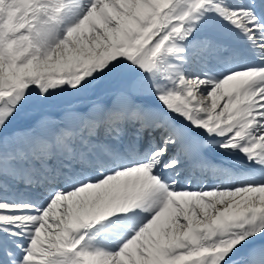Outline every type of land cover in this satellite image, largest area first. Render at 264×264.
Returning a JSON list of instances; mask_svg holds the SVG:
<instances>
[{"label":"snow or ice","instance_id":"obj_1","mask_svg":"<svg viewBox=\"0 0 264 264\" xmlns=\"http://www.w3.org/2000/svg\"><path fill=\"white\" fill-rule=\"evenodd\" d=\"M0 264H264V0H0Z\"/></svg>","mask_w":264,"mask_h":264},{"label":"bare ground","instance_id":"obj_2","mask_svg":"<svg viewBox=\"0 0 264 264\" xmlns=\"http://www.w3.org/2000/svg\"><path fill=\"white\" fill-rule=\"evenodd\" d=\"M233 160H238V159H233Z\"/></svg>","mask_w":264,"mask_h":264},{"label":"rangeland","instance_id":"obj_3","mask_svg":"<svg viewBox=\"0 0 264 264\" xmlns=\"http://www.w3.org/2000/svg\"><path fill=\"white\" fill-rule=\"evenodd\" d=\"M237 161H240V160H237ZM240 163H241V161H240Z\"/></svg>","mask_w":264,"mask_h":264}]
</instances>
